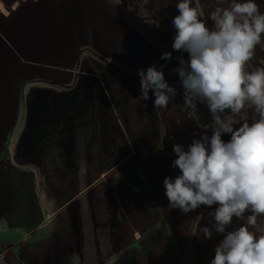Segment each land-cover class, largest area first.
<instances>
[{"label":"rangeland","instance_id":"obj_1","mask_svg":"<svg viewBox=\"0 0 264 264\" xmlns=\"http://www.w3.org/2000/svg\"><path fill=\"white\" fill-rule=\"evenodd\" d=\"M256 2L264 12V0ZM176 3L0 0V264H209L214 257L224 234L213 229L206 239L200 229L211 227L216 206L171 209L163 185L179 174L172 145L187 150L211 122L205 104L197 105L198 122L175 106L183 89L173 69L178 56L188 59L171 47ZM197 3L214 27L207 15L218 0ZM166 51L171 59L162 58ZM153 64L177 90L168 109L154 108L151 90L147 101L139 98L137 72ZM256 67H264L259 47L249 70ZM157 205L165 217L159 225L148 221ZM138 217L150 228L165 226V253L146 234L136 253L128 223ZM241 223L233 217L226 231ZM106 240L109 253L98 249Z\"/></svg>","mask_w":264,"mask_h":264},{"label":"clouds","instance_id":"obj_2","mask_svg":"<svg viewBox=\"0 0 264 264\" xmlns=\"http://www.w3.org/2000/svg\"><path fill=\"white\" fill-rule=\"evenodd\" d=\"M175 6L171 47L188 54L187 60L178 56L173 69L183 89V103L175 106L198 122L197 105L205 104L211 122L187 150L172 145L179 174L163 180L169 208L188 213L216 206L208 213L211 227L200 229L206 239L213 229L224 234L209 264H264V67L249 70L257 47L264 50V12L256 0H218L207 15L210 28L194 0H177ZM162 67L138 70L139 98L147 101L151 90L154 108L168 109L177 90ZM246 108L254 110L251 120L243 115ZM233 217L242 223L226 231Z\"/></svg>","mask_w":264,"mask_h":264},{"label":"crops","instance_id":"obj_3","mask_svg":"<svg viewBox=\"0 0 264 264\" xmlns=\"http://www.w3.org/2000/svg\"><path fill=\"white\" fill-rule=\"evenodd\" d=\"M122 82H125V81H123L122 80ZM128 86H129V88H131V86L128 84ZM109 102V101H108ZM115 113V112H114ZM149 121H151V123H149L150 125H152V116L150 117V120ZM149 125V126H150ZM133 141H135V139L133 140ZM72 165V164H71ZM91 165H89V167H90ZM105 170L106 169H104V170H101V171H99L98 172V178H100V179H102V180H104L105 178H106V173H105ZM118 173V172H117ZM113 178V177H112ZM95 180L97 179V178H94ZM93 179V180H94ZM87 185V184H86ZM86 185H84L83 187H85ZM130 206L131 207H133L134 206V204H132V203H130ZM157 208V209H156ZM156 208H153V209H151V212L149 213V215H148V221H150V219H151V217L152 218H154V220L156 221V225H159V223H161V222H164V215H163V212H162V207H160L159 205H157V207ZM132 211H135L134 210V208H132L131 209V212ZM130 212V213H131ZM134 216H135V214H134ZM147 215H145L144 216V219L146 220L147 218ZM139 220H140V217H138V218H135L134 219V225H132V222H129L128 224V231H129V233H130V235L133 237V238H137V240H139V239H141L142 238V236L143 235H145L146 234V236L147 235H149V238L148 239H146L147 241L149 240V241H151V243H152V245H153V249L155 250V251H157L156 250V248L155 247H157L158 249H162L161 247H163V249H165V250H162V253H165L166 252V237H167V230H166V228H165V226H163V225H161V226H156V225H154V226H152L151 228L149 227V222L147 223V224H144L143 222L141 223V222H139ZM203 220V219H202ZM205 220V219H204ZM203 220V221H204ZM136 223H138V225H140L141 227H137L136 226ZM133 227H135V228H133ZM139 229V230H138ZM142 234V235H139V234ZM126 236V233H124L123 235H121V237H119V239L120 238H123V236ZM135 235V236H134ZM151 235V236H150ZM119 239H117V238H115V236H114V239L112 240V243H113V246H114V248L115 249H117V248H119V244H120V240ZM136 240V239H135ZM136 240V242L134 243V247H135V249H136V253H142L141 251H140V248L141 247H143V245L145 244V241L144 240H139V241H137ZM163 244H165V245H163ZM156 245V246H155ZM96 247H97V245H95ZM110 247H111V244H109L108 243V241L106 240L105 241V243H100V248L98 247V249L99 250H101V252H104V253H109V251H110ZM101 255V253L99 252V256ZM143 255V254H142ZM98 256V257H99ZM112 259L113 260H115L114 258H109V261H112ZM97 264H103V262H101V261H99V263H97Z\"/></svg>","mask_w":264,"mask_h":264},{"label":"flooded vegetation","instance_id":"obj_4","mask_svg":"<svg viewBox=\"0 0 264 264\" xmlns=\"http://www.w3.org/2000/svg\"><path fill=\"white\" fill-rule=\"evenodd\" d=\"M68 140V142H67V144H69L70 143V145H69V150H67V148H65V150H62V151H64V157L65 158H67L65 161L67 162V160H70L71 158H72V153H71V150L73 149V147H74V139H73V137L71 136V134H69V136H68V138H67ZM62 147H64V146H62ZM71 161V160H70ZM69 161V162H70ZM163 262V261H162Z\"/></svg>","mask_w":264,"mask_h":264}]
</instances>
